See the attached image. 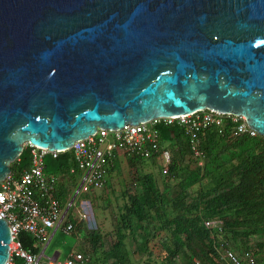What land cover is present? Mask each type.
Listing matches in <instances>:
<instances>
[{"label":"water","instance_id":"95a60500","mask_svg":"<svg viewBox=\"0 0 264 264\" xmlns=\"http://www.w3.org/2000/svg\"><path fill=\"white\" fill-rule=\"evenodd\" d=\"M200 110L264 136V0H0V180L26 143Z\"/></svg>","mask_w":264,"mask_h":264},{"label":"trees","instance_id":"16d2710c","mask_svg":"<svg viewBox=\"0 0 264 264\" xmlns=\"http://www.w3.org/2000/svg\"><path fill=\"white\" fill-rule=\"evenodd\" d=\"M157 129L159 147L170 153L168 172L151 169L159 167L156 156H123L133 173L129 185L119 192V203L110 196L114 188L109 176L118 157L114 156L101 188L105 195L98 199L91 189L88 198L94 218L106 212L98 207L114 206L108 216L111 229H86L83 219L67 214L65 222L73 226L70 233L85 232L76 251L87 255L90 264H109L110 258L114 264H191L193 258L200 264H223L217 246L226 242L264 262V136L233 134V124L224 119L220 126L199 131L197 156L184 127L173 122L160 123ZM18 159L9 165L12 173L27 167L26 146ZM52 159L57 167L45 171L57 177L56 196L65 206L80 172H70L75 165L70 150ZM206 219L219 220L220 229L206 228ZM19 238L25 248L38 250L29 234L21 232ZM10 264L20 260L13 257Z\"/></svg>","mask_w":264,"mask_h":264},{"label":"built area","instance_id":"2783aa9c","mask_svg":"<svg viewBox=\"0 0 264 264\" xmlns=\"http://www.w3.org/2000/svg\"><path fill=\"white\" fill-rule=\"evenodd\" d=\"M224 119L233 124V134H258L246 124L241 115L200 110L185 115L157 117L135 125L125 124L115 130L99 128L96 133L74 141L68 149L75 161L70 172L77 169L80 177L74 195L65 206L60 205L56 196L58 179L54 174L45 171L44 162L46 155L56 158L64 151L49 150L26 143L29 156L27 167L21 168L17 173L10 171L0 180V219L2 217L6 221L11 235L6 264H10L13 257L19 259L20 264H87L89 257L76 250H71L62 259H59L56 253L50 257L45 255V248L58 227L66 233L72 230V223L65 222V218L74 197L81 191L103 187L107 167L114 156H156L161 173L166 174L170 153L168 149L159 147L157 125L160 123L176 122L184 127L190 149L198 156L196 144L199 131L210 125L220 126ZM16 160H19L18 157ZM83 217L84 214H81L80 218ZM203 223L210 230L220 229L219 220L206 219ZM21 232L29 234L35 240L38 245L36 252L22 245L19 238ZM217 247L223 264H264L249 250H236L226 242L219 243ZM191 264L200 262L193 258Z\"/></svg>","mask_w":264,"mask_h":264},{"label":"rangeland","instance_id":"374dc122","mask_svg":"<svg viewBox=\"0 0 264 264\" xmlns=\"http://www.w3.org/2000/svg\"><path fill=\"white\" fill-rule=\"evenodd\" d=\"M25 146V144H24ZM44 162L47 164V167L45 168L46 171H53L57 167V163L54 159L50 157V155H46L44 157ZM159 167H151V169L157 173L159 172ZM130 166L127 163V160L123 158V156H118L113 163V170L110 174V179L112 182V186L114 190L110 193V196L112 200L114 198L119 203L122 202L120 190H122L124 187L128 186L131 182L132 173L130 172ZM145 171H148L149 168L146 166L144 168ZM105 180H108V175L105 174L104 177ZM78 185V183H77ZM76 186H73L67 197V201L69 202L74 195ZM89 191H81L77 194V196L74 197L71 206L68 209V214H71L74 218L81 217V214H84L83 220L85 223L86 229H95L96 227H101L103 229H111V220L108 216H111V209H113L114 206H100L98 209L101 211V207H103V210H105L104 213H97V218H94L91 205L89 203ZM95 195L98 197V199H102L104 194V189H96L94 190ZM104 194V195H103ZM120 196V198H119ZM83 235V236H82ZM85 236V232L79 233V235H75L74 233H66L64 232L61 227H58L57 230L53 233L52 237L50 238L46 248H45V255L47 257L52 256L54 253L58 255L59 259H62L68 252L71 250L79 249V239L83 238ZM79 238V239H78ZM83 241V239H81ZM107 242V241H106ZM82 245V243H80ZM108 245V244H107ZM132 248V247H131ZM133 262H140L139 260L135 259ZM109 264H114L113 259L110 258ZM90 264V263H87ZM137 264V263H136ZM139 264H144L143 262H140Z\"/></svg>","mask_w":264,"mask_h":264}]
</instances>
